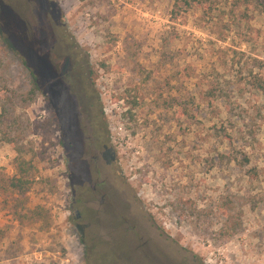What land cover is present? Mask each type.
Instances as JSON below:
<instances>
[{
  "label": "rangeland",
  "instance_id": "374dc122",
  "mask_svg": "<svg viewBox=\"0 0 264 264\" xmlns=\"http://www.w3.org/2000/svg\"><path fill=\"white\" fill-rule=\"evenodd\" d=\"M33 2L80 62L60 81L34 37L33 98L27 1L0 0V264H264V0Z\"/></svg>",
  "mask_w": 264,
  "mask_h": 264
},
{
  "label": "flooded vegetation",
  "instance_id": "af4514ba",
  "mask_svg": "<svg viewBox=\"0 0 264 264\" xmlns=\"http://www.w3.org/2000/svg\"><path fill=\"white\" fill-rule=\"evenodd\" d=\"M26 1H27V3L25 5L20 6L21 10L18 13L20 15V17L22 16V18L25 19L26 24H27V28L25 31L26 43L32 42L33 38L36 37V39L37 38L39 39L40 45L41 44L44 45V48L51 47L50 50H47V49H45V51L40 50L41 52H44V54H43V57L45 58L44 60L46 62H49V63H53L56 60L58 63V62H60L59 60L62 59V61H61L62 65L60 66L61 71H60L58 77H59L60 81L69 80V77L74 73V69L76 67L75 62H74L73 57H72V54L70 53V51L64 52L63 55L58 54V51L56 49H57V46L60 47L62 45L61 42L58 43L57 46L52 45L53 42L56 40V37H57V35H56V33L58 32L57 22H59V21H56L55 18H53V20H52V18H50V15L52 13L51 14L49 13L45 17L44 21L47 20L49 22V25H52V29H53V31H52L53 32V39L52 40H46L44 37V35H45L44 24L45 23H42V25L38 26L37 29L33 26V24L35 23L34 19H33L35 12H36V10L34 12L35 4H34L33 0H26ZM31 6H32V8H30ZM31 27H32V30L35 34H33L32 30L30 29ZM54 36H55V38H54ZM90 138H92V137L86 136V141L92 142V140ZM98 141H100V140L98 139ZM89 146L92 147V145H89ZM97 149H98L97 152H100L99 148H97ZM90 152H92V148H91ZM101 153H103V152H101ZM98 159H99V156H98V154L95 153V154L91 155V161H89L90 162V173H91L92 177L96 178V179L98 178V174H100V169H98V168L96 169L93 162L95 160H98ZM82 161H83V159H82ZM97 191H98V186L96 183V184H94V186L90 187V191L86 195L92 196L93 194L97 193Z\"/></svg>",
  "mask_w": 264,
  "mask_h": 264
},
{
  "label": "trees",
  "instance_id": "16d2710c",
  "mask_svg": "<svg viewBox=\"0 0 264 264\" xmlns=\"http://www.w3.org/2000/svg\"><path fill=\"white\" fill-rule=\"evenodd\" d=\"M50 7L52 8L53 12L57 11V7L55 5L53 6V4H50ZM57 27H58V32L56 33V35H59L62 38V34L64 33V31H63V26H62L61 22H57ZM6 43L11 49L13 47L16 48V44L12 43L11 38L8 36L6 38ZM22 46H23V49L25 50V53L20 51V57L22 58L23 65L28 69V71L30 72V75L32 77V89H31L30 93L32 94L33 98L35 96H37L38 94L48 93L49 89H48V85L45 81V75L43 73V67H42L45 65V62L43 61L44 62L43 65L38 66V64H36L34 62L35 57H34V53L30 49V47H31L30 44L25 43ZM27 54H29L30 57H28ZM72 57H73V60L75 62V66H78L79 62H80L79 53L73 52ZM87 91L89 92L90 106H91V109H93L94 104L98 105L100 103V101H99L98 97L96 96L95 92H93L91 89L87 90ZM98 112H100V113H98V114L96 113L93 116L94 122L96 124V129H95L96 135H97V138L100 140L99 143H100L101 147L108 149L109 148V139L107 137L108 130H107V127H106V124L104 121V117H103L104 114L102 113V110H98ZM15 187H17V186H15ZM88 192L89 191H87V193Z\"/></svg>",
  "mask_w": 264,
  "mask_h": 264
}]
</instances>
